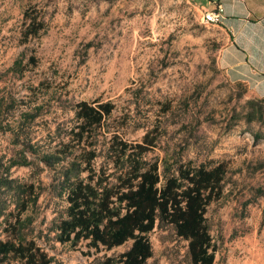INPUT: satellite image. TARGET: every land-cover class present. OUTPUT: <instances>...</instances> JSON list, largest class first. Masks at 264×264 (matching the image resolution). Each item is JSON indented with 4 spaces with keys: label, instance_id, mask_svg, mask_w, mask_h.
<instances>
[{
    "label": "rangeland",
    "instance_id": "rangeland-1",
    "mask_svg": "<svg viewBox=\"0 0 264 264\" xmlns=\"http://www.w3.org/2000/svg\"><path fill=\"white\" fill-rule=\"evenodd\" d=\"M26 11L46 24L27 44ZM222 45L216 27L188 0H0V100L12 127L0 132V179L33 183L41 192L29 214L52 264H98L132 244L95 253L48 235L66 202L59 171L41 164L30 147L52 150L74 125L71 108L81 101L113 103L105 132L118 131L129 143L151 132L156 143L145 159L162 173L180 164L225 163L223 195L207 213L215 264H264V119L247 121V102L260 97L249 89L242 95L228 80L219 65ZM17 60L24 74L12 71ZM101 154L97 168L107 158ZM25 155L32 165L8 169ZM0 201L6 217L17 213L7 186ZM4 228L0 219L3 240ZM149 238L154 257L147 264H190L187 244L170 229Z\"/></svg>",
    "mask_w": 264,
    "mask_h": 264
},
{
    "label": "trees",
    "instance_id": "trees-1",
    "mask_svg": "<svg viewBox=\"0 0 264 264\" xmlns=\"http://www.w3.org/2000/svg\"><path fill=\"white\" fill-rule=\"evenodd\" d=\"M24 21L22 35L27 44L45 30L46 24L29 11ZM30 63L36 65L34 57ZM12 71L24 74L23 62L17 60ZM235 85L243 89L242 95L248 89L242 83ZM247 105L251 107L247 121L262 122L264 98L251 99ZM3 107L0 100V132H10L12 127L3 116ZM71 110L75 123L52 150L39 152L30 147L41 164L60 174L61 197L66 206L51 222V240L73 249L85 243L89 252L95 253L131 242L127 251L105 256L98 264H147L154 257L149 236L157 229H170L187 244L190 264H215L217 246L207 213L223 195L227 165L187 163L174 171L166 167L162 173L158 162L145 159L156 143L151 132L141 143L134 144L118 131L105 132L115 111L113 103L81 101ZM102 152L107 158L97 168ZM23 160L8 169L32 165L26 155ZM3 186L12 192L17 213L6 217L0 201V219H4L7 236L0 239V264H52V258L35 239V217L29 214L37 207L41 192L33 183L15 180L0 179V189Z\"/></svg>",
    "mask_w": 264,
    "mask_h": 264
},
{
    "label": "crops",
    "instance_id": "crops-1",
    "mask_svg": "<svg viewBox=\"0 0 264 264\" xmlns=\"http://www.w3.org/2000/svg\"><path fill=\"white\" fill-rule=\"evenodd\" d=\"M204 14L223 6L224 19L214 25L223 45L219 65L228 80L242 83L264 98V0H188Z\"/></svg>",
    "mask_w": 264,
    "mask_h": 264
},
{
    "label": "built area",
    "instance_id": "built-area-1",
    "mask_svg": "<svg viewBox=\"0 0 264 264\" xmlns=\"http://www.w3.org/2000/svg\"><path fill=\"white\" fill-rule=\"evenodd\" d=\"M224 9L222 5H219L217 10L207 12L204 14L203 20L207 25H220L224 19Z\"/></svg>",
    "mask_w": 264,
    "mask_h": 264
}]
</instances>
